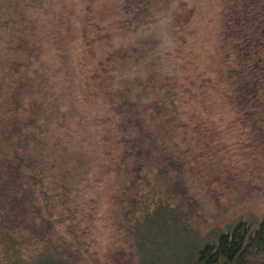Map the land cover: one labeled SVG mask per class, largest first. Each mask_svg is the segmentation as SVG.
<instances>
[{"label": "rangeland", "instance_id": "rangeland-1", "mask_svg": "<svg viewBox=\"0 0 264 264\" xmlns=\"http://www.w3.org/2000/svg\"><path fill=\"white\" fill-rule=\"evenodd\" d=\"M222 6L223 0H0V45L24 40L37 56L33 67L25 62L51 119L42 126L43 168L49 190L64 203L66 215L57 225L61 235L78 237L79 247H60L75 256V264H131L143 258L130 245L124 214L129 203L119 197L137 180L131 163L138 150L129 149L128 163L119 164L127 131L122 126L138 129L137 121L145 146L153 143L149 134L158 140L152 153L144 149L148 170L139 172L137 184L149 180L183 200L200 228L216 222L223 207L229 214L249 209L253 215L256 209L264 216V153L238 132L220 134L225 145L218 151L209 133L193 131L196 122L175 137L162 129L156 108L174 98L173 109L201 113L207 127L232 120L217 88L202 83L204 76L219 77ZM9 55L14 52L0 56ZM203 102L211 114L203 112ZM187 120L183 116L182 122ZM154 194L151 190L149 198ZM241 196L248 199L240 203ZM194 237L172 239L165 231L157 239L160 247H147L149 263L178 264L195 248ZM5 255L0 247V264H27L24 251L12 260Z\"/></svg>", "mask_w": 264, "mask_h": 264}, {"label": "trees", "instance_id": "trees-1", "mask_svg": "<svg viewBox=\"0 0 264 264\" xmlns=\"http://www.w3.org/2000/svg\"><path fill=\"white\" fill-rule=\"evenodd\" d=\"M220 15L219 77L204 76L202 83L205 89L209 85L217 88L216 97L227 103L232 120L223 127H207L200 119L201 113L188 110L184 114L178 107L173 109L178 104L173 98L168 105L156 107L161 109V127L178 137L183 132L187 134L189 126L196 122L193 131L209 133L208 138L213 139V147L218 151L225 145L220 134L238 132L248 138L253 149L264 153V0H223ZM5 52L14 55L0 56V247H4L5 257L11 260L12 254L23 255L24 251L27 264H75V256L60 247H79V240L69 232L68 237L61 235L64 230L58 226L66 215L61 208L64 203L61 196L49 190L43 168V158L47 155L42 126L51 124V119L43 112L46 99L38 94L33 73L25 62L28 59L33 67L37 56H33V48L24 40L16 45L4 42L0 45V55ZM203 108V112H208L210 106L203 102ZM183 116L188 120L182 122ZM135 125L139 130L122 126L123 132L127 131L122 134L125 140L119 143L125 147V156L119 164L128 163L129 149L138 150L135 151L138 157L131 163L137 169V180L123 188L119 197L129 203L124 214L128 218L130 245L138 247L147 258L144 260L142 255L140 263L131 264H150L147 247L151 244L160 247L163 242L157 239L165 231L172 239L184 234L195 236V248L184 254L178 264H264V216L258 210H254L255 215L249 209L229 214V209L223 207V213L214 218L216 222L201 229L192 221L196 213L186 209L183 200L162 193L149 180L144 185L137 184L139 172L148 170L143 168L148 164L144 149L147 147L152 153L158 140L149 134L153 143L145 146L143 126L139 121ZM149 132L152 129L148 127ZM181 184L185 189V184ZM151 190L156 193L152 199ZM247 199L243 197L239 202ZM204 230L206 235L199 236Z\"/></svg>", "mask_w": 264, "mask_h": 264}]
</instances>
